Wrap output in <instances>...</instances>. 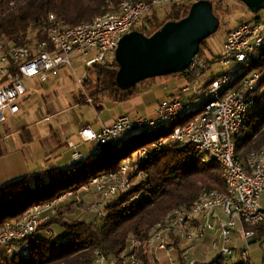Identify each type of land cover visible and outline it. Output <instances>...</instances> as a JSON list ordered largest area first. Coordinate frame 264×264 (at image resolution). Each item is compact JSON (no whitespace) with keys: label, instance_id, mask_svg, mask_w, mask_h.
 Listing matches in <instances>:
<instances>
[{"label":"built area","instance_id":"built-area-1","mask_svg":"<svg viewBox=\"0 0 264 264\" xmlns=\"http://www.w3.org/2000/svg\"><path fill=\"white\" fill-rule=\"evenodd\" d=\"M196 0H124L116 12L97 16L92 21L66 27L49 17V27L44 39L28 46L16 47L0 39V123L6 121L5 113H20V100L27 94L26 81L48 80V75L72 67L76 56L86 68L108 66L116 59L120 40L153 14H160L181 4L191 5ZM264 48V14L239 23L228 32L222 51L215 57L197 55L192 64L181 73L190 79L180 90L179 98L162 101L155 118L122 116L111 126L95 131L84 126L79 132L82 143H95V152L102 146L118 141L127 135L152 132L170 124L187 121L175 128L170 141L183 146L190 144L200 160L217 163L226 183V193L201 189L196 203L189 210H175L163 224H159L150 240L155 251L169 253L173 239L181 242L201 243L208 233H215L212 247L217 257L231 259L236 252L234 234L240 230L245 242L254 238L245 226H255L264 221V148L252 152L245 164L235 156L234 138L249 122L253 111L250 101L262 76L246 70ZM217 67L213 69V65ZM209 74L206 83L202 78ZM242 78L240 79V77ZM240 79V80H239ZM81 83V81H79ZM205 96L198 104L197 99ZM167 140L161 141L164 147ZM68 147L77 150L69 142ZM80 160L78 152L73 154ZM151 161L149 151H141L137 162L127 161L117 173L101 175L92 180L95 191L102 200H108L131 186V177L140 163ZM71 193L64 196H70ZM63 198V199H64ZM54 204L30 209L17 223L8 222L0 232V247L13 249L17 242L37 232L40 222L54 214ZM103 202L93 203L89 210L101 211ZM138 245L133 242L132 248ZM28 245L23 247L27 254ZM247 247L241 253L248 260ZM94 264L108 262L101 252H96ZM121 264H137L136 257L124 258ZM109 264H119L116 260ZM185 264H197L191 260Z\"/></svg>","mask_w":264,"mask_h":264},{"label":"trees","instance_id":"trees-1","mask_svg":"<svg viewBox=\"0 0 264 264\" xmlns=\"http://www.w3.org/2000/svg\"><path fill=\"white\" fill-rule=\"evenodd\" d=\"M123 1L87 0L88 3L84 4L79 0H0V39L7 40L12 46H28L45 38L50 16H54L63 26L74 27L88 23L99 15L116 12ZM201 1L211 3L212 13L220 28V15L226 14L221 4L229 0H196L193 4ZM193 4H181L168 10L166 16L172 19L169 22L185 19ZM161 22V18L153 14L135 27L132 33L151 38L165 26L166 23ZM205 44L206 41H202L200 48ZM88 71L97 81L90 90L93 103L97 102V97L113 103L124 102L137 94L138 86L154 79L141 81L128 89L119 87L116 59L108 66L95 65ZM249 72H258L262 78L250 97L253 111L249 122L234 138L235 156L242 164L252 152L264 148V48L249 64L246 74ZM178 76H181V72L166 78ZM85 82L83 85L88 88L89 83L87 80ZM81 100L79 102L85 101L83 98ZM187 123L188 120L180 121L156 131L127 135L102 146L99 152L94 150L72 168L38 171L1 186L0 232L6 223H17L34 207L54 204V214L47 221L40 222L37 232L17 242L13 249L0 247V264H94L96 252L119 264L122 263V256L127 259L133 255L137 264H152V257L158 256L150 240L159 224H163L175 210L191 209L203 188L220 193L227 191L222 170L215 161L202 162L190 144L181 146L170 141L173 130ZM164 140H167V144L159 147ZM144 150L151 154V161L138 165L131 177V186L125 192L103 200V208L97 212L94 220H64L62 212L67 207L65 204L56 215L58 203L64 200V196L71 193L68 196L71 198L69 204H78L80 208L82 201L75 197L82 190L87 192L93 186L92 180L101 175L117 173L127 161L137 162L139 153ZM54 226L62 230L59 240L53 236H36L37 233H48ZM245 229L252 232L257 241L264 242V221L255 226H245ZM133 242L138 243L134 248ZM180 244L181 241L173 239L169 246L171 250L179 251V257L184 252ZM25 245H28L26 255L23 253ZM1 248L5 253L1 252ZM197 264H224V259L217 257L211 262ZM235 264L251 262L248 259Z\"/></svg>","mask_w":264,"mask_h":264},{"label":"rangeland","instance_id":"rangeland-1","mask_svg":"<svg viewBox=\"0 0 264 264\" xmlns=\"http://www.w3.org/2000/svg\"><path fill=\"white\" fill-rule=\"evenodd\" d=\"M81 3H88L87 0H79ZM226 14L220 15V28L218 32L212 34L207 40L206 44L203 48H200L198 55H204L206 57H210L211 54L217 56L223 49L224 42L226 40V36L228 32L233 30L239 23L244 21L252 20L256 17L253 13H251L242 3L234 2V1H223L221 4ZM169 10V9H167ZM166 13V14H165ZM264 11H261L258 15L263 16ZM167 11H163L160 14L161 23L167 24L170 20V17L167 18ZM207 49V50H205ZM72 66L73 69H69L67 71H62L57 77H51V84L50 86H44L42 90L36 89L35 86L32 87L34 84L30 83V86L33 89L32 95L29 99L24 103V112L26 115L24 116L23 120L20 121H13L16 124H26L32 125V141L24 146L23 154L26 160L29 163V173L32 175L34 170L37 168H43L42 166L46 165L42 170L49 169L48 164L52 161H56L60 157V150H64L67 146V138H76V131L78 129L79 122L82 120H89L95 116L96 118V109L93 105H81L79 106L77 100L83 98L85 100L90 99V90L92 87H95L97 84L96 77L92 75V72L88 71L79 58L74 56L72 58ZM217 67V64L213 65V69ZM79 79L85 80L89 83L87 87L84 85L79 84ZM168 79V80H167ZM206 77L203 78L202 81H205ZM185 78H166V77H157L150 82L149 87L141 88L143 93H150V98L148 102L147 108L144 112L148 115H154L155 109L158 108V104L164 98H172L169 97L170 92L173 88L180 87L186 83ZM207 82V81H206ZM205 82V83H206ZM83 83V84H84ZM152 83V84H151ZM149 84V82L147 83ZM204 84V83H203ZM45 90L48 91V95H43ZM142 93V95H143ZM146 94V95H147ZM96 101L103 102L107 100L105 98L97 97ZM177 98H179L177 96ZM205 96L198 98L197 103L200 104L205 100ZM92 100V99H91ZM143 113V115L145 114ZM50 116L49 121L42 122L39 125L35 123L42 120L44 117ZM54 130L57 137L54 135H50L51 130ZM36 133V134H35ZM73 135V137H72ZM52 137L58 145L57 150L49 151L48 149V142L45 141V137ZM207 161L210 160L208 156L205 157ZM69 160V159H67ZM75 162H64L60 165H55L60 169H67L71 168ZM38 169V170H41ZM72 197V196H71ZM76 200L79 202L82 201V205L80 208L78 204L71 205L70 197L64 198L61 202L58 203L56 209V215L59 214V209L65 206V210H63V218L66 221H74V220H85L91 221L95 219V215L99 211L97 210H89L88 208L93 203H100L104 201L101 197L96 193L94 186H90V189L86 191H81L75 197ZM69 204V205H68ZM37 237H47L50 238L53 236L56 240H59L62 236V230L58 226L52 227V229L48 233H37ZM235 246L238 251L235 252L234 257L231 259H225L224 264H235L238 261H241V253L240 249L247 247V256L250 260L251 264H264V242L257 241V237L254 236L250 241L245 242L242 240L240 235V230H237L234 234ZM256 241L253 243V241ZM200 244L195 246V243L192 242H182L180 244L182 252V256L179 257V251L173 249L165 253V257L160 256L157 258L154 256L152 257V264H183L182 262L186 263L188 261L194 260L196 262H205L214 260L219 255L218 251L212 247V244H207L198 247ZM196 247V249L194 248ZM4 249L1 248V252ZM160 253V251H155V253ZM122 258V257H121ZM111 261V260H109ZM109 261L104 262L103 264H109ZM156 263H155V262Z\"/></svg>","mask_w":264,"mask_h":264},{"label":"crops","instance_id":"crops-1","mask_svg":"<svg viewBox=\"0 0 264 264\" xmlns=\"http://www.w3.org/2000/svg\"><path fill=\"white\" fill-rule=\"evenodd\" d=\"M216 55V54H215ZM211 54V58H215L216 56ZM69 69H73V66L70 67ZM69 69H60L58 71H55L53 73H50L48 75V80L46 82H42L40 79H37L34 77V79H29L26 81V87H27V94L20 100L19 102V106H20V113L16 114V115H10L9 113H5L6 116V121L4 123H0V187L3 185H6L10 182L16 181V180H21L24 177L31 175L29 173V163L26 160V158L24 157V154L22 153L24 150V146L28 143H30L32 141V137L34 135H32L31 131L33 128V124L31 125H26L23 123L20 124H16L17 121L23 120L24 116L26 115V113L24 112V103L29 99V97L32 95L33 93V89L28 86L29 82L33 83L34 85L32 87L35 86L36 89H40L42 90L44 86H50L52 85L50 82L51 77H57L59 74H61V72L67 71ZM206 77L205 81H202L203 78ZM201 80V84L205 83L208 78H209V74H206ZM177 78L182 79L183 76H178ZM176 78V79H177ZM186 79V78H185ZM168 80V79H167ZM78 81H81V83L79 82L80 85H83L84 81L79 79ZM186 83L183 84L180 87H176L173 88L169 94V97L172 98H164L163 100H161L159 102V104L162 101L165 100H170L173 98H176L177 96L180 95V90L186 86L189 82H191L190 79H186L185 80ZM152 82V80L150 81ZM149 84H142L140 86H138V92L135 96L131 97L130 99L121 102V103H113L111 101L108 100H104L103 102H96L93 103V101L91 99H87L83 102H79L81 100V98L79 100H77L76 102H78L79 106L81 105H93L94 108L96 109V118L95 116L93 118H90L89 120H82L81 122H79L78 125V129L76 131V138H70L69 136H66L67 138V146L64 150H60V157L56 160V161H52L51 163L48 164L49 169L51 168H58L55 165H60L64 162H75L74 164H78L80 161H82L83 159L89 157V155H91L95 148H96V144L95 143H82L80 137H79V132L81 130L82 127L84 126H89L90 128H93L95 131H99L101 130L103 127L105 126H111L113 123H115L120 117L122 116H130L132 118H139V117H143V118H155L157 115V109H155L154 115L150 114L147 116V114L144 112V110L147 108L148 106V102L150 98V93H143L142 89L151 86ZM152 84V83H151ZM142 88V89H141ZM143 93V95H142ZM48 95V91L45 90V93L42 94L43 95ZM82 101V100H81ZM96 104V105H95ZM158 104V105H159ZM143 113H145L143 115ZM49 117L50 116H46L44 117L42 120L36 122V125L41 124L42 122H47L49 121ZM50 118H53L50 117ZM13 121H16L15 123ZM50 134L51 136L55 134L54 130H51ZM36 134V133H35ZM55 136L57 137V135L55 134ZM73 137V135H72ZM45 141L47 140L48 142V149L49 151H55L58 148V145L56 143H54L55 141L53 140L52 137H45L44 138ZM71 142L74 145L77 146V150H72L68 147V143ZM27 146V145H26ZM75 152H78L80 155V160L76 161L73 157V154ZM69 159V160H67ZM57 163V164H56ZM73 165V166H75ZM46 165L42 166L43 168ZM72 166V167H73ZM47 167V166H46ZM71 167V168H72ZM42 168V169H43ZM41 168H37V170H34V173H37L38 171H43L38 170ZM33 173V174H34ZM214 236L215 233H208L205 237V239L201 242V243H197L200 244V246L203 245H207V244H212L213 240H214ZM197 244H195V246H197ZM200 246L198 247V249L200 248ZM196 249V247H194ZM158 257L160 256H164L165 257V253H162V251H160V253H156ZM213 260L210 261H205L203 263H208L211 262Z\"/></svg>","mask_w":264,"mask_h":264},{"label":"water","instance_id":"water-1","mask_svg":"<svg viewBox=\"0 0 264 264\" xmlns=\"http://www.w3.org/2000/svg\"><path fill=\"white\" fill-rule=\"evenodd\" d=\"M230 1L242 3L254 15L264 11V0ZM218 28L211 3L201 1L192 5L185 19L168 22L151 38L136 32L124 36L116 51L119 87L128 89L144 80L184 72L199 54L201 42Z\"/></svg>","mask_w":264,"mask_h":264}]
</instances>
